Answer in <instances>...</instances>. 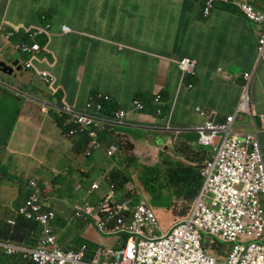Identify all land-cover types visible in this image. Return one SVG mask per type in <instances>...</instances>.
Listing matches in <instances>:
<instances>
[{
	"label": "crops",
	"instance_id": "obj_1",
	"mask_svg": "<svg viewBox=\"0 0 264 264\" xmlns=\"http://www.w3.org/2000/svg\"><path fill=\"white\" fill-rule=\"evenodd\" d=\"M46 22L52 27L49 54L46 59H35L33 65L37 73L48 71L54 76V88L64 91V100L71 106H84L95 92L108 94L128 107L135 97L150 98L162 92V116L156 115L154 105L144 112L130 111L127 128L115 131L133 141H147L144 146L152 152L171 138L161 136L167 133L170 108L171 126L182 130L207 119L196 112V106L212 119L234 113L243 91V72L251 67L256 54L255 28L240 12L221 3L205 19L201 5L194 0H0V56L11 46L7 33L13 28L39 27ZM63 25L70 31L64 32ZM183 57L197 64L191 89L181 87L178 62ZM23 71L18 73L21 84L0 85V173L14 165L16 170L10 171L15 178L27 171L45 182L50 172L57 185L64 181L78 186L79 169L51 164L49 171L48 160L41 157L40 138L32 139L29 134L23 118L26 111L29 116L39 114L35 126L40 134L50 124L56 145H64L54 123L39 112V104L51 100L49 89L34 70L30 74ZM57 98L61 100L62 94ZM255 102L264 114V66L259 71ZM186 135L190 138H177L176 147L185 146L183 139L195 141V134ZM260 139L264 149V131ZM29 143L31 150L27 149ZM65 153L58 155L57 163L64 160ZM105 190L102 187L91 199L78 189L82 193L79 201L93 204ZM59 212L64 216L56 227L69 218V211Z\"/></svg>",
	"mask_w": 264,
	"mask_h": 264
},
{
	"label": "clouds",
	"instance_id": "obj_2",
	"mask_svg": "<svg viewBox=\"0 0 264 264\" xmlns=\"http://www.w3.org/2000/svg\"><path fill=\"white\" fill-rule=\"evenodd\" d=\"M202 8L203 18H209L217 9L218 3L225 5L231 4L234 10L240 12L243 17L255 28V36L257 38L256 54L253 64L250 68L244 70L242 75L243 86L242 95L239 104L234 113L223 118L212 119L208 112L200 106H196L195 110L201 117L207 119L199 124H196L186 130L173 129L171 126V117L173 109L170 108L165 126L166 132L193 133L196 136L195 141L182 140V147H176L177 138H169L173 142L171 147L166 146L163 154L159 156V148L154 152L138 153L139 142L130 140L125 136L116 133L115 131L125 130L127 128L126 118L130 111L144 112L151 105L156 107V115L162 116L164 113L165 101L163 94L160 91L155 92L150 98L141 96L131 100L129 107L122 106L116 100L102 92L91 94L88 101L81 107H74L65 102L64 91H57L54 88L55 78L48 71H38L34 68L33 62L35 59H46L49 51L47 49L49 42V30L52 28L49 23H45L39 27H15L7 33L9 49L1 54L0 62L5 61L12 65L15 61H19L12 75L0 72V85L10 87L14 84H21L18 73L34 70L41 78L44 85L51 93V100H45L39 104V112L42 115H47L61 137L64 139L63 147L57 146L53 133L50 129H43L39 135L44 137L46 142H49L56 148L59 155L66 150L64 158H70L75 155L79 169L78 186L72 183L61 182L57 185L56 179L48 173L46 181H41L38 176L31 173L28 179L27 186L29 194L24 202L17 206L16 210L5 218L6 222L12 226H16L18 215L23 216L27 221L36 223L37 229H33L31 234L37 237L36 244L25 243L19 244L14 241H9L0 238V252L6 256H19L23 260H29L34 264H40L33 257L32 251H38L42 248H47L49 252L60 259L65 260V264H93L95 254L98 250L106 248H114L116 250H125L128 248L130 241H163L169 239V235L179 226L191 222L196 219V212H201V220L210 226L213 223L211 212L209 209H216L213 202L216 194L211 190L210 186L217 185L219 187H229L237 189L242 186L239 182H246L247 169L245 161L237 154L224 149V141L226 133L217 134L213 141L206 144L200 140V134L196 131L197 127L206 126L208 123L215 125H224L229 123V118L234 117L233 132L230 138L236 140L238 138L247 139L252 136V149L254 144H258L262 159L264 162V149L261 144L260 134L264 131V114H262L257 105L255 106V91L256 81L259 82V71L264 66V0H194ZM42 19L46 20L43 16ZM61 29L64 32H69L70 29L63 25ZM14 57L5 58L8 52ZM19 54V56L16 55ZM186 60L185 69L182 68V62ZM47 63V62H46ZM18 67L20 68L18 70ZM178 68L181 74V87L187 89L193 87L191 79L197 74L196 61L183 57L178 62ZM62 94L61 100L57 95ZM245 99L246 102H245ZM141 106V107H139ZM246 108V109H245ZM203 112V113H201ZM211 113V112H210ZM213 114V113H211ZM34 125L40 120L39 114H34L30 117ZM28 120H26L27 122ZM30 122V121H29ZM89 130L85 132L84 130ZM48 139H45V136ZM167 140V141H168ZM148 144L147 141H142ZM99 152H94L98 151ZM210 150L212 156L209 160L203 161L199 151ZM101 152V153H100ZM176 152V153H175ZM157 156V168L152 167L154 156ZM63 158V159H64ZM190 163L200 166V173L203 179L200 190L196 193L193 199L189 196L178 198L175 196V180L170 179L166 174L176 176V166L178 163ZM62 162H60L61 164ZM84 164L85 170L79 168V164ZM59 163L55 167L58 166ZM68 167H75L74 161L70 164H65ZM61 167H63L61 165ZM97 170L103 172L102 179L96 181L91 180L89 190H84L82 182L89 179L93 172ZM50 171V170H49ZM83 176H81V174ZM60 174H56L58 177ZM159 175L164 182L159 181ZM111 179L117 182L111 181ZM43 184V188L39 185ZM191 180H189L190 183ZM47 182V183H46ZM64 184L73 187L77 192L82 189L88 197H95L96 192L101 191L105 187V193L98 197L93 204L90 200L84 199L83 204L70 206L69 218L64 219V225H56L60 221V217L64 216V212H59L53 207L52 201L56 200V192L64 190ZM162 189H171L173 198L176 202L183 201L182 214L186 218L180 221L177 225L171 228L169 233L157 234L154 227H157V220L154 211L146 197L145 190L156 192ZM185 190H188V182L185 184ZM44 190V191H43ZM83 192V194H85ZM81 193V192H80ZM44 194V195H43ZM94 194V195H93ZM33 196H37V200H33ZM25 197V196H24ZM23 197V198H24ZM22 198V199H23ZM22 199H20L19 204ZM260 200L264 208V193L261 194ZM18 204V205H19ZM37 207V208H34ZM52 214L46 224L38 219L40 216ZM264 217V216H263ZM93 224L98 239L92 240L89 236V227L82 229L83 225ZM158 228V227H157ZM50 233L46 235L45 231ZM159 230V229H158ZM80 231V234L79 232ZM202 233L201 244L202 249L206 254L214 257L217 264H225L234 245L223 240L219 235H212L210 231H200ZM92 234V233H90ZM47 236L52 237L53 241L43 245V241ZM216 237L222 243L229 246L225 253L211 252L209 241L205 242L207 237ZM114 239L112 243L103 241L104 239ZM188 239L184 240L185 246ZM166 240L159 250L161 255L166 258L167 249ZM264 244V238L261 241ZM97 247L91 249L90 246ZM56 264V263H55ZM58 264V263H57ZM152 264H158V256H155V261Z\"/></svg>",
	"mask_w": 264,
	"mask_h": 264
},
{
	"label": "built area",
	"instance_id": "obj_3",
	"mask_svg": "<svg viewBox=\"0 0 264 264\" xmlns=\"http://www.w3.org/2000/svg\"><path fill=\"white\" fill-rule=\"evenodd\" d=\"M185 63L186 60L182 62L183 69ZM234 120V117H230L228 124L208 123L196 128L200 140L206 144L213 141L217 134L225 132L224 149L239 155L246 163L247 179L246 182H239L241 188L210 186L216 194L213 202L216 209H209L213 223L207 225L201 220V212H196V219L179 225L166 239V258L161 255L163 251L159 250L166 240L130 241L125 250L112 247L98 250L93 264H152L156 255L158 264H217L214 257L203 251L200 231H210V234L219 235L234 245L225 264H264V244H261L264 238V208L260 200L264 193V162L258 144L255 143L252 149V136L236 140L229 137L233 132ZM32 199L36 201L38 198L33 196ZM51 217L52 214H49L38 219L46 224ZM247 227L251 231L249 234ZM45 233L48 235L50 231L47 229ZM186 238L188 241L185 246ZM52 241L53 238L47 236L43 245ZM31 253L40 264H65L64 259L53 256L47 248Z\"/></svg>",
	"mask_w": 264,
	"mask_h": 264
},
{
	"label": "rangeland",
	"instance_id": "obj_4",
	"mask_svg": "<svg viewBox=\"0 0 264 264\" xmlns=\"http://www.w3.org/2000/svg\"><path fill=\"white\" fill-rule=\"evenodd\" d=\"M17 56H19L18 53H16ZM9 57H14V55L11 53V51L8 52ZM7 57V58H9ZM26 74H30V71L26 70ZM258 81H256V84ZM255 91V89H254ZM31 116L28 115V112L26 111L25 114L23 115V118L28 120L27 127L29 129V134L32 139L40 138V144H39V149L41 151V157L42 159H47V166L49 170L51 171V164H54V166L57 165V159L58 154L57 150L55 147H53L49 142H46L44 140L43 135L40 136L38 130L36 129L35 125L32 122H35V119L31 120ZM30 121V122H29ZM32 121V122H31ZM85 132H88L89 130H84ZM187 133L180 134L178 132H167L163 133L161 136H171V138H180L184 137L186 139H189L190 137L186 135ZM165 138H163V141ZM185 140V139H183ZM187 141V140H186ZM163 142L160 144L162 145ZM173 145V142L171 140H168L165 145L159 148V156L160 154L162 155L165 151L166 146L171 147ZM138 153H143V152H149L148 148L144 146L142 142H139L138 145ZM27 149H30V143L28 144ZM31 150V149H30ZM98 151H94L99 152ZM152 152V151H151ZM101 153V152H100ZM156 153V152H154ZM74 161V166L75 169L78 168L77 165V160H75V155L67 158L65 157L62 163L58 164L59 167L65 166V164H70L71 162ZM152 167L157 168V156H154V159L152 161ZM80 170L83 169L85 170L84 164H79ZM15 171L16 166L12 165L8 169H4L0 173V219L5 218L8 215L12 214L19 202L20 199H22L24 196H26L29 193V188L27 186L28 179L31 177V173L27 171H23L21 177L15 178L12 172L10 171ZM7 172L8 174H5ZM102 176L99 175L98 173H93L89 179H85L82 182V187L84 190H89L91 186V180L94 179L96 181H100ZM159 177V181L164 182L163 178L160 177L159 175H156L155 178ZM64 190H59L56 192L57 197H54L56 200L52 201L53 207L56 210H59L60 208H64V210H69L70 206L76 205V204H82V201H79L82 193L76 192L75 189L68 184H64ZM146 192V197L152 207V210L155 213L156 220H157V227H154V231L157 234L162 233H169L172 227L177 225L180 221L186 218V215L182 214V204L183 201H175L173 198V192L171 189H162L158 190L156 192L150 191V190H145ZM94 198V197H92ZM91 198V199H92ZM91 201V200H90ZM98 201V200H97ZM86 227H89L88 231L92 234H90L88 237L92 240L98 239V235H96V230L93 226V224L89 223L83 225L82 229H85ZM159 229V230H158ZM161 230V232H160ZM247 233L249 234L251 231L249 227H247ZM112 239H104L103 241L112 243ZM209 241L210 243V249L211 252L214 253H225L228 249L229 246L222 243L218 238L216 237H207L205 239V242Z\"/></svg>",
	"mask_w": 264,
	"mask_h": 264
},
{
	"label": "trees",
	"instance_id": "obj_5",
	"mask_svg": "<svg viewBox=\"0 0 264 264\" xmlns=\"http://www.w3.org/2000/svg\"><path fill=\"white\" fill-rule=\"evenodd\" d=\"M224 7L226 9L229 8L233 9L231 4H227V3H225ZM7 57H9L8 54L5 55V58ZM182 150L183 148H181V151ZM199 153L201 154L203 161L209 160L212 156V151L210 150H201L199 151ZM200 168L201 167L198 165L180 162L176 166V176H172L169 173L166 174L170 179H174L176 182L175 196H177L180 199L187 197L190 193H191L189 196L190 199H193L196 196V193L198 192V190H200L203 183V179L200 173ZM189 180H191L190 183ZM111 181L117 182L119 180L111 179ZM187 182L189 189L185 190L184 187ZM39 185L41 188H43V184L42 183L40 184V181H39ZM118 185L121 186L122 184L118 183ZM16 220H17L16 226H12L8 224L6 220L0 219V238L9 241H14L19 244H25V243L28 244L30 243L29 241H31L32 244H36L37 237L36 236L33 237L31 234V231L33 229H37L36 223L27 221L23 216L20 215L16 217ZM96 247L97 245L90 246L91 249ZM0 264H34V263L30 262L29 260H23L19 256L9 257L6 256L4 253L0 252Z\"/></svg>",
	"mask_w": 264,
	"mask_h": 264
},
{
	"label": "water",
	"instance_id": "obj_6",
	"mask_svg": "<svg viewBox=\"0 0 264 264\" xmlns=\"http://www.w3.org/2000/svg\"><path fill=\"white\" fill-rule=\"evenodd\" d=\"M18 60L15 61L12 65H9L7 62L5 61H1L0 62V72H3L5 74H9L12 75L15 71V67L18 65ZM20 68L18 67V70Z\"/></svg>",
	"mask_w": 264,
	"mask_h": 264
}]
</instances>
